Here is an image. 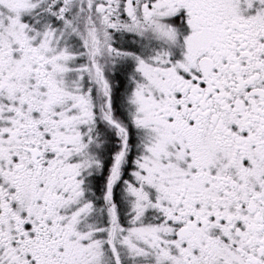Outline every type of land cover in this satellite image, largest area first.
Returning <instances> with one entry per match:
<instances>
[{"label":"snow or ice","instance_id":"6c2138e0","mask_svg":"<svg viewBox=\"0 0 264 264\" xmlns=\"http://www.w3.org/2000/svg\"><path fill=\"white\" fill-rule=\"evenodd\" d=\"M0 264H264V0H0Z\"/></svg>","mask_w":264,"mask_h":264}]
</instances>
